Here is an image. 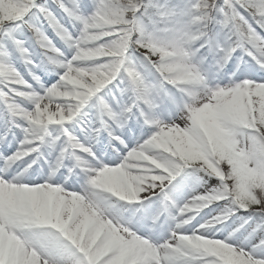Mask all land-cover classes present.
Masks as SVG:
<instances>
[{"label":"snow or ice","instance_id":"1","mask_svg":"<svg viewBox=\"0 0 264 264\" xmlns=\"http://www.w3.org/2000/svg\"><path fill=\"white\" fill-rule=\"evenodd\" d=\"M0 264H264V0H0Z\"/></svg>","mask_w":264,"mask_h":264}]
</instances>
